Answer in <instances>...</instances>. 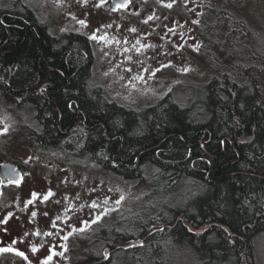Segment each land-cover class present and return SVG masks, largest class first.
<instances>
[{"label":"trees","instance_id":"1","mask_svg":"<svg viewBox=\"0 0 264 264\" xmlns=\"http://www.w3.org/2000/svg\"><path fill=\"white\" fill-rule=\"evenodd\" d=\"M246 3L209 9L197 49L208 73L188 103L170 90L136 107L92 81L89 36L54 33L28 2L0 0V98L20 118L5 143L64 152L148 187L130 208L73 236L74 264H170L178 252L195 264H257L264 30Z\"/></svg>","mask_w":264,"mask_h":264},{"label":"rangeland","instance_id":"2","mask_svg":"<svg viewBox=\"0 0 264 264\" xmlns=\"http://www.w3.org/2000/svg\"><path fill=\"white\" fill-rule=\"evenodd\" d=\"M23 1L40 18L50 21L54 33L74 30L89 36L94 53L92 81L101 85L109 98L140 107L153 103L170 90L182 103L192 99L195 86L208 73L197 57L201 31L211 16L209 9L224 0H204L203 9L196 10L195 22L191 20V7L181 0H138L147 3L139 11L105 8L99 0ZM150 5L165 10L156 29L149 28L147 22L151 18L144 17L143 12ZM243 11L264 30V0H247ZM178 12L183 14L182 23L191 25L186 30L193 32L190 35L193 38L180 45L179 35L174 33L177 37L172 40L159 32V29L168 30L166 26ZM19 123L20 118L0 98V150L7 159L28 167L22 182L7 189L0 198V230L11 218L20 223L15 220L9 224H26L29 242L25 249L34 263L23 261V256L13 252H3L0 264H72L77 254L73 250L68 255L71 249L66 252L70 237L76 234V238H82L98 223H106L107 216H113L120 208H130L148 187L137 180L107 173L94 163L69 157L64 152L40 154L11 143L2 147L5 142L1 141L5 133L2 130L7 127L8 132ZM97 216L100 219L92 223ZM84 222L90 226L81 232ZM75 240L72 239V246ZM257 256V264H264V238L258 241ZM171 258L170 264H195L187 252L174 253Z\"/></svg>","mask_w":264,"mask_h":264},{"label":"flooded vegetation","instance_id":"3","mask_svg":"<svg viewBox=\"0 0 264 264\" xmlns=\"http://www.w3.org/2000/svg\"><path fill=\"white\" fill-rule=\"evenodd\" d=\"M180 1V0H179ZM203 1L204 0H181L180 2L182 4H187L189 7H191L192 10V14L193 16H191V20L193 22H195L198 18V14L196 13V10H202L203 9ZM100 4L102 6H104L105 8H113V9H133L135 11H139L141 9H144L146 7V2L143 1H138V0H131L130 3H128L127 7H112L111 5V0H106L105 3H101V0H99ZM196 7V8H195ZM165 11V10H164ZM164 11H161L158 7L156 6H147V10H144V17L147 19L151 18V20L148 23L149 28L151 29H156L159 26V18L161 15H163ZM182 12H178L176 13L173 17H171L169 24L166 26L168 27V30H162L159 29V32L161 34H165L168 38L172 37V40H175V38L177 37V35L180 36V41H179V45L180 42H185L191 40L193 37H190V35L193 34V32H188L186 29L188 27H190L191 25L188 22V25L184 22L183 19V14H181ZM185 17V16H184ZM186 18V17H185ZM182 23V24H180ZM177 34L176 36L174 35ZM189 33V34H188ZM1 141H5V139L1 138ZM8 147L7 143L2 142V147ZM12 162L11 160L7 159L1 152L0 150V198L1 196H3L4 192L13 187L16 186V184L22 182V180L24 179L25 174L28 172V167L26 165H17L21 170H22V178L21 180L18 181H12L10 180L6 173L2 170V164L4 162ZM12 220L9 222H4L3 225L1 226L0 230V248H7V247H12L16 250H18L19 252H23L24 256H23V261L26 262V260H28L29 262L34 263V261L31 259V255L28 253V251L25 249L28 242H29V237L27 235V229H26V224L24 225H18L14 222V224H9L12 221H15L20 223V221H18L17 219L11 218ZM25 240V241H24ZM71 249L68 253L71 254V252L73 251V246L71 244H67V249L66 252ZM105 252H109V247H106ZM16 256V252H13ZM32 253H34V251H32ZM26 257V258H25ZM75 262L72 260V264H74ZM66 264H70V263H66Z\"/></svg>","mask_w":264,"mask_h":264},{"label":"snow or ice","instance_id":"4","mask_svg":"<svg viewBox=\"0 0 264 264\" xmlns=\"http://www.w3.org/2000/svg\"><path fill=\"white\" fill-rule=\"evenodd\" d=\"M105 2H106V0H101V3H102V4L105 3ZM128 3H130V0H122V2L119 3V4L117 5V7H118V8H119V7H127V6H128ZM98 6H99V5H98ZM167 6H168V7H171V4H169V5H167ZM80 23H81V24H84L85 22H84V21H80ZM93 38L95 39L96 37L93 36ZM103 38H104V37H100V39H103ZM185 71H187V69H185ZM7 130H8L7 127H5L2 131H3V132H6ZM17 183H18V181H17ZM49 194H51V193H49ZM45 198H47V197H45ZM121 199H123V197H121ZM29 203H31V201H29ZM116 203L119 204L120 201H117ZM93 206L95 207V205H93ZM33 215H35V213H33ZM99 219H100V216H97V217L95 218V220L92 221V223H96ZM84 224H85V227L79 229V231L83 232V231H85V229H86L87 227L90 226V225L88 224V222H84ZM69 235H71V233H70ZM67 238H68L67 236L64 237L65 240H66ZM33 251H35V248L33 249ZM3 252H16V254H18V255H20V256H24V253H23V252H19L18 250L14 249V248H12V247L0 248V253H3ZM25 258H26V257H25ZM48 259L50 260V259H51V256L48 257Z\"/></svg>","mask_w":264,"mask_h":264},{"label":"water","instance_id":"5","mask_svg":"<svg viewBox=\"0 0 264 264\" xmlns=\"http://www.w3.org/2000/svg\"><path fill=\"white\" fill-rule=\"evenodd\" d=\"M121 2L122 0H112V6H117ZM2 170L12 181H17L21 178V170L15 164L5 162L2 164Z\"/></svg>","mask_w":264,"mask_h":264}]
</instances>
